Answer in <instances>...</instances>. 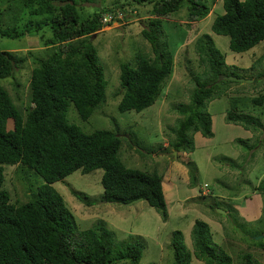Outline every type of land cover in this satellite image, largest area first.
Listing matches in <instances>:
<instances>
[{
    "label": "trees",
    "instance_id": "1",
    "mask_svg": "<svg viewBox=\"0 0 264 264\" xmlns=\"http://www.w3.org/2000/svg\"><path fill=\"white\" fill-rule=\"evenodd\" d=\"M131 1L150 4L146 12V26L140 30L142 38L149 44V53L137 52L131 62L119 63L117 93L120 97L116 104L119 112H140L152 105L172 72V52L160 29L161 18L184 6L186 24H190L204 18L216 2ZM20 3L26 15L41 18L29 19L21 29L15 25L0 27V36L19 38L24 33H35L42 26L48 28L49 35L38 34L41 52L0 49V79L13 77L14 69L27 59L32 63L25 105L16 106L0 84V187L3 164L15 165L19 171L24 168L31 170L42 179V184L30 192L29 199L22 203L9 201L7 192L0 189V264H137L142 253L140 242L117 240L115 230L101 219L88 228L79 229L74 215L52 183L76 169L82 174L101 169V201L126 204L140 198L156 211L162 221L166 220L167 206L161 191L160 173L126 167L118 157L124 140L141 149L135 133H120L116 124L112 130L85 132L66 118L71 105L77 121L85 122L105 99L107 81L96 49L90 42L92 34L102 28L100 15L114 10L125 13L138 11L129 7L130 1L113 2L80 18L76 0H20ZM220 3L222 11H214L209 30L213 34L227 36L230 51L244 52L264 40V0H220ZM7 7V10L12 9V4L9 2ZM124 18L118 22H126ZM192 49L199 66L203 68L195 73L188 70L193 87L188 92V102L172 106L182 117L164 129L171 138H168L166 146L160 145L157 150L165 153L191 152L194 149L192 134L196 131L205 137L212 135L210 114L206 108L212 99L226 98V122L249 126L256 121L253 128L260 124L259 118L244 111L245 101L263 106L264 88L247 98L244 97L246 95H238L240 87L234 90V94L228 91L239 81H216L219 74L239 77L238 70L243 69L246 73L252 67L227 64L223 54L215 47L212 36L206 32L193 39ZM260 57H264V52ZM246 78H251L252 82L257 80L251 73ZM237 142L243 150L252 149V146L248 147V140L237 139ZM260 152L264 155V148ZM225 161L231 166L235 164L230 158H225ZM186 167L189 185L195 186L197 167L194 161L189 159ZM205 184L206 194L196 198L202 199L201 205L206 201L216 217L218 213L214 209L222 206L211 186ZM253 189L262 195L263 214L255 220V229L249 237H260L251 239L244 248L232 239L228 240L226 246L235 253L236 264H264L261 260L264 258V173ZM72 194L79 201L89 204L81 191L72 190ZM232 211L229 205L227 214ZM232 218L241 227L236 216ZM189 236L190 249L184 244L183 234L177 229L172 231L168 243L172 264H194L192 257L202 264L231 263V257L212 240L210 227L204 220H193Z\"/></svg>",
    "mask_w": 264,
    "mask_h": 264
},
{
    "label": "rangeland",
    "instance_id": "2",
    "mask_svg": "<svg viewBox=\"0 0 264 264\" xmlns=\"http://www.w3.org/2000/svg\"><path fill=\"white\" fill-rule=\"evenodd\" d=\"M8 1L12 4V9L7 10ZM125 1H130L129 7L137 9L138 12H123L126 14L124 18L126 22H117L105 26L96 34L93 33L94 35L92 34L90 38V42L96 49L98 61L102 65L104 79L107 81L103 104L85 122L77 121L70 105L66 118L69 122L79 125L82 131L85 132L94 129L112 130L115 129L116 124L120 133L123 131L135 133L141 149L138 150L127 140H124L119 148V159L126 167L161 173L166 167V162L159 158L163 151L157 154L155 150L160 145L166 146L168 138H171L169 132L164 131L166 126L173 125L177 118L182 117L174 111L172 106L181 102H188V92L193 87L188 70L195 73L203 68L199 66L192 49L193 39L202 32L209 33L213 38L215 47L223 54L227 64L232 62L240 68L252 67L246 71L247 74L244 73L243 69L238 70V75L246 78L251 73L254 77H257V80H254V82H239L238 85H235L237 87L241 86L240 90L242 91L238 95L243 94L247 98L255 96L259 89L264 88V57H260L264 52V40L244 52H232L227 47V36L216 35L209 30L210 23L215 15L214 11L216 13L222 11L220 0H216L211 7V11L204 18L192 21L190 24H186V10L183 6L167 17L161 18L160 29L163 31L168 48L172 52L173 68L171 74L165 79L159 96L152 105L140 112H119L116 109L120 97L117 93V89H119L118 65L121 62H131L137 52L149 53V44L142 38L140 30L146 26V12L150 4L147 2L140 4L131 0H76V8L80 18L85 17L93 10L110 6L113 2L117 4ZM0 12V27L15 25L21 29L29 19L33 21V19L41 18V16L31 17L26 15L20 0H0ZM42 32L49 35L48 28L42 26L35 33H24L19 38L0 36V49L17 52L29 50L41 52L42 48L39 44L38 34ZM259 57L260 60H258ZM31 67L32 63L27 59L18 69H14L13 77L0 79V84L6 89L14 104L18 107L25 105L28 101L27 82ZM259 72H262V74H259ZM225 101L223 98L219 99V101H216L219 103L210 106V111H216L215 109L222 106V102L226 107ZM245 103L244 111L252 117L259 118L260 121L259 126L253 129L254 132H257L256 137L248 143V147L249 145L252 146V157L247 171H249L250 181H255L256 177L264 173V155L262 156L259 153L264 148V105L254 106L248 100ZM255 124H257L256 121L248 125L253 128ZM123 136L126 137L125 134ZM246 162H248V159H245L244 164ZM244 164L239 165V168L234 170L239 173L244 172ZM2 168L3 182L0 189L7 192L11 202L22 203L27 201L30 192L35 191L42 184V179L31 170L24 168L19 171L15 165L9 164H3ZM101 173V169H95L82 174L76 169L61 180L52 183L54 189L62 196L74 215L75 223L79 229L88 228L93 222L101 219L106 222L108 227L115 230L117 240L140 242L142 253L137 264H172V252L168 243L170 235L175 229L183 234L184 244L190 249V236L187 231H190L191 228V217L198 215L195 208H190L187 211L181 210L180 204L176 206L171 202L176 200H171V194H169L170 196L167 195L169 199L166 198L168 217L165 221H161L156 211L143 200L133 204L105 203L99 198L102 191L99 182ZM237 180L239 181V179ZM72 190L81 191L89 204H85L84 200V202L79 201L72 194ZM220 205L224 206V204ZM198 209L200 207H197ZM214 211L216 210L214 209ZM210 214L213 215L211 212ZM218 214L216 217H220L222 227L218 228L213 225L210 228L212 240L231 257L230 264H236L235 253H232L226 244L228 240L232 239L244 248L247 243L251 242V239L259 238V235H253L251 239L249 237L255 229V221L249 223L251 219H237V222L241 223V227H239L235 224L231 213L221 216ZM244 230H247L245 235ZM252 254L254 255V250H252ZM192 260L195 264H202L193 257ZM261 260L264 262V258Z\"/></svg>",
    "mask_w": 264,
    "mask_h": 264
},
{
    "label": "crops",
    "instance_id": "3",
    "mask_svg": "<svg viewBox=\"0 0 264 264\" xmlns=\"http://www.w3.org/2000/svg\"><path fill=\"white\" fill-rule=\"evenodd\" d=\"M230 64L235 65L232 62ZM234 90H238L237 86H231L228 89L233 94L235 93ZM221 98L226 100L225 97ZM221 98L212 99L207 103V111L211 119L212 135L205 137L196 131L192 134L194 149L191 152H179L174 156L171 155V157L165 153H161L159 156L162 161L166 162L165 169L160 173L164 201L166 203V198L168 200L169 194H171V200H176L171 202L176 206L180 204L181 210L184 209L187 211L190 208H195L198 215L191 217L190 225L197 218L207 222L210 228L213 225H216L218 228L222 227L220 225V217L217 218L210 214L209 207L207 206L208 203L205 201V204L201 205L200 201L203 202L202 199L196 198L198 186L203 183L210 185L212 191L217 196V200L221 204H224L220 208L224 211L223 213L215 211L216 213H220V216L228 213L229 205L233 210L231 213L232 216H236L237 219H251L249 223L255 221L262 212V195L259 191L253 189V187L257 184L258 179L263 173L256 177L255 181H250L249 171L247 170L252 157V151L251 149L243 150L240 147V143L237 142V139L250 141L256 137L257 132H254V128L250 126L226 122L224 116L228 105L227 100L225 101L227 104L226 107L222 102V106L215 109L216 111H210V106L214 103H219L216 101H219ZM259 153L263 156L261 152ZM225 158L234 160V166H231L225 161ZM189 159L193 160L197 167V184L195 186L189 185L188 170L186 167V162ZM245 159H248V162L244 164ZM242 164L245 165L244 172L239 173L237 170H234L238 169V166ZM172 184L174 185L173 187ZM177 201L180 202L177 203ZM197 207H200V209L197 210ZM193 263L195 264V262Z\"/></svg>",
    "mask_w": 264,
    "mask_h": 264
},
{
    "label": "built area",
    "instance_id": "4",
    "mask_svg": "<svg viewBox=\"0 0 264 264\" xmlns=\"http://www.w3.org/2000/svg\"><path fill=\"white\" fill-rule=\"evenodd\" d=\"M125 14L122 11L114 10L110 12H104L100 15V23L102 26H107L112 23H117L122 20Z\"/></svg>",
    "mask_w": 264,
    "mask_h": 264
},
{
    "label": "water",
    "instance_id": "5",
    "mask_svg": "<svg viewBox=\"0 0 264 264\" xmlns=\"http://www.w3.org/2000/svg\"><path fill=\"white\" fill-rule=\"evenodd\" d=\"M94 35V34H93ZM219 80H230V81H239V82H251L252 79H247V78H243V77H237L235 75H225V74H219L217 76L216 81ZM141 200L140 198H136L134 200H131L130 202L126 203V204H132L135 203L137 201ZM216 211L223 213L224 211L218 208H215Z\"/></svg>",
    "mask_w": 264,
    "mask_h": 264
},
{
    "label": "clouds",
    "instance_id": "6",
    "mask_svg": "<svg viewBox=\"0 0 264 264\" xmlns=\"http://www.w3.org/2000/svg\"><path fill=\"white\" fill-rule=\"evenodd\" d=\"M120 11V10H119ZM125 16H126V14H125ZM124 16V17H125ZM123 17V18H124ZM109 25H111V24H109ZM109 25H107V26H109ZM102 26V25H101ZM103 27H105V26H102V28ZM163 146V145H162ZM156 152H157V154H158V152H160V150H157V148H156V150H155ZM152 152H154V151H152ZM161 153H165V152H161ZM179 152H174V151H172V154L171 153H165L166 155H168V156H170L171 157V155H175V154H178ZM206 184L205 183H203V184H201V185H199L198 186V192H197V196L198 195H202V194H206ZM161 191H162V187H161ZM162 195H163V193H162ZM140 201V200H139ZM166 204V203H165ZM216 208H218V207H216ZM218 209H220V208H218Z\"/></svg>",
    "mask_w": 264,
    "mask_h": 264
}]
</instances>
